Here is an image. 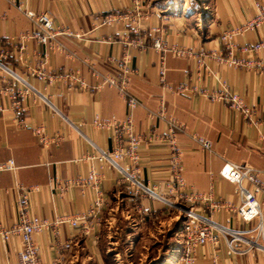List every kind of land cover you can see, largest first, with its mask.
<instances>
[{
	"label": "crops",
	"instance_id": "crops-1",
	"mask_svg": "<svg viewBox=\"0 0 264 264\" xmlns=\"http://www.w3.org/2000/svg\"><path fill=\"white\" fill-rule=\"evenodd\" d=\"M16 1L37 14L49 13L55 28H67L80 37H59L75 58L60 54L44 58V48L36 40L19 39L30 34L33 25L17 8L0 0V12L5 15L0 19V63L46 101L40 97L26 100L22 115L17 118L7 98L0 97V164L12 161L14 167L0 172V228H11L18 223L16 203L20 190L17 185L37 189L29 195V218L40 217L52 224L58 219L81 218L98 201L99 212L87 218V222L79 220L76 227L66 221L59 222L57 237L61 242L73 241L66 264H106V254L100 246V226L112 212H133L132 208L140 204L162 218L167 216L159 201L135 198L129 187L121 183L120 172L106 163L87 159L96 150H107L110 146L109 131L95 128L94 117L122 120L127 113L117 91L94 90L90 66L102 75H114V61L124 52L129 54V69L134 71L131 93L149 111L156 112L163 104L167 114L186 128L184 135L177 136L183 151V179L195 192L211 193L214 201L224 203V208L213 213L215 224L241 232L256 225L257 220L245 223L234 213L240 204L236 186L222 180L219 171L223 161H227L252 166L264 179V74L243 65L224 63L227 51L221 38L230 33L234 58L257 64L264 70V49L242 51L248 45L264 42V0ZM136 6L141 15L136 19V34L130 33L133 25L122 17L109 25L102 22L104 16L116 11L134 15ZM131 40L139 41L142 46H127ZM155 40L165 43L169 49L190 52L181 57L165 52L163 79L161 55L151 47ZM0 76L11 80L1 69ZM182 83L195 87L197 92L215 93L226 89L230 94L239 95L255 114L244 121L237 112L222 103L204 99L201 93L179 95L164 91L162 86L175 88ZM17 85L20 87L21 83ZM133 120L136 133L150 139L139 147L138 181L150 191L166 196L170 178L168 154L165 145L156 142L153 136L161 134L164 125L159 120L146 119L142 108L133 112ZM37 126H44L50 136L59 134L63 140L47 150L42 149L33 134ZM193 136L209 141L215 155L200 150ZM91 169L98 175L97 189L81 184ZM188 207L198 215L203 214L198 206ZM260 212L264 229V204ZM87 224L91 227L85 235L82 228ZM146 226L138 224L134 232H141ZM52 233L53 229L49 228L32 236L41 264H48L57 256ZM182 238L183 234L177 239L176 248L172 244L168 249L173 252L170 254L167 250L169 253L166 252L163 261H158L157 255L150 264H181L174 252L180 251ZM245 238L254 237L246 234ZM260 243L264 244V233ZM236 248L243 250L245 246L238 243ZM21 249L18 236L5 242L0 239V264H16ZM196 250L192 264H210L212 258L215 264H261L263 258L258 250L228 253L224 239L216 248L203 245ZM182 251L181 248L180 255Z\"/></svg>",
	"mask_w": 264,
	"mask_h": 264
},
{
	"label": "built area",
	"instance_id": "built-area-1",
	"mask_svg": "<svg viewBox=\"0 0 264 264\" xmlns=\"http://www.w3.org/2000/svg\"><path fill=\"white\" fill-rule=\"evenodd\" d=\"M9 5L17 8L33 25V30L30 34L21 36L19 39L24 40L30 38L36 40L44 48L43 57L46 58L50 54H60L70 58H75V54L69 51L59 40L60 36H68L73 38L80 37L77 34H73L69 29H59L54 27L52 16L49 13L37 14L34 11H29L25 6L16 0H6ZM259 6L257 5V8ZM139 7L136 6V13L134 15L127 13L122 15L120 11L114 12V14H107L103 17L102 22L105 24L113 23L117 18H124L130 22L132 26L131 32L133 34L138 33V19L141 17L138 13ZM264 13V10L262 11ZM4 14L0 12V19L4 18ZM221 42L227 51V58L223 61L228 66H245L254 70H260V73L264 74V70H261L257 64L244 63L236 58L233 54V46L230 43V33H225ZM129 47L132 45L142 46L139 41H128ZM151 47L161 55L160 70L161 79H163V56L165 52H170L175 56H188L190 52L184 49H169L166 44L159 40H155ZM264 49L263 43H255L243 48L244 52H260ZM129 54L123 53L119 60L114 61L116 68V74L114 75H102L100 72H96L92 66H90L91 76L95 81L93 87L96 92L104 88H111L118 92L123 103L126 106V116L122 120H102L98 116L93 119V126L99 130H106L110 133V146L107 150H96L93 156H87L88 160H93L98 164L106 163L109 167L120 172V181L125 184L131 190V194L136 197L148 198L151 200L159 201L164 205L166 212L169 209H177L181 216L184 218L181 234H183L182 255L180 257L181 264H192V259L196 254V249L203 245H210L211 247H218L221 239L226 241V248L228 253H245L253 250H258L263 253L261 264H264V244L260 243L263 240L264 229L262 226V215L260 207L264 204V179L261 176V172L254 169L252 166L232 164L227 161H223L222 167L219 171V177L236 186V191L240 199V204L233 210L236 215L245 223H251L257 220L256 225L247 232L234 231L226 227L218 226L213 221V213L221 208H224V203L221 201H214L212 194H200L195 192L191 187L185 184L183 179L184 168L182 167L183 151L180 149L177 141V136L186 133L184 125L179 123L172 116L168 115L163 104L160 105L156 112L146 109L144 103H142L130 90V80L133 74V70L128 67ZM0 69L11 77V80H6L0 76V97L7 98L9 107L18 118L22 115L24 110L23 104L26 100L40 97V95L30 88L23 80L18 76L16 77L10 71H8L1 63ZM21 83L19 87L17 84ZM164 91H168L174 94L191 93L198 94L204 99H208L213 103H222L225 107L231 111L237 112L244 121H249L255 114V110L250 106H246L242 98L237 94H230L226 89L215 93H208L205 91L197 92V89L187 83H182L178 87H172L162 84ZM42 98V97H40ZM43 101L45 99L42 98ZM46 102V101H45ZM142 108L145 111L146 119L159 120L164 125V131L161 134L153 135L154 139L158 143H162L166 147L168 154L167 168L170 174L168 186L166 189V196L159 195L154 191H150L144 185L138 181L140 153L139 147L143 141L149 138L137 134L135 131V120H133V112ZM33 134L38 139V142L42 149L47 150L52 145H58L62 140V136L59 134H53L52 136L46 133L44 126H37L33 129ZM193 139L199 145L200 150L208 153L209 155H215L212 146L206 139L202 137L193 136ZM3 170H14L13 162L8 161L0 164V172ZM98 175L96 170L91 169L85 180L81 182L82 185L87 187H93L97 189ZM19 189V198L16 206L18 207V223L11 228H0V239L3 242L9 240L10 237L18 236L22 241V249L18 254V261L16 264H41L39 250L32 238L33 234H38L42 231H46L49 228L53 229V236L55 238L54 247L57 256L54 260L48 264H66V258L68 253L72 250L73 241L61 242L58 236L57 225L59 222H68L70 226H78L79 220L87 222V218L97 214L100 208V202H94L93 207L89 209L86 215L81 218H64L58 219L53 224L42 219L40 217L28 216L29 209V195L32 192L37 191L36 188H21L19 185L16 187ZM62 188V186L60 187ZM64 188V187H63ZM188 205H194L200 207L202 215H198L192 207ZM135 210L138 213L140 222L145 221L149 217L156 216L154 212L147 206L136 204ZM98 216V215H97ZM94 217V216H93ZM100 217V215L98 216ZM98 222L100 221L97 218ZM89 224L82 228L83 233L86 235L89 232ZM246 234H253L252 240L245 238ZM238 243H242L245 249L239 250L236 248ZM210 264H215V258L210 259Z\"/></svg>",
	"mask_w": 264,
	"mask_h": 264
},
{
	"label": "rangeland",
	"instance_id": "rangeland-1",
	"mask_svg": "<svg viewBox=\"0 0 264 264\" xmlns=\"http://www.w3.org/2000/svg\"><path fill=\"white\" fill-rule=\"evenodd\" d=\"M132 211L125 210L124 213L116 211V214L112 212L108 221L104 220L100 226L104 228V232L101 229L100 246L106 254V264H150L157 255L158 261H163L172 244L173 248H176L175 244L177 239H180L184 221L177 209H169L165 218L156 214L143 222H140L135 207ZM112 219L115 221L112 222ZM138 224L148 226L136 233L134 230ZM173 236L174 241L171 240ZM183 244L182 238L180 251ZM177 245L179 246V243ZM168 251L170 254L173 252ZM180 251L175 250L174 255L181 257Z\"/></svg>",
	"mask_w": 264,
	"mask_h": 264
}]
</instances>
